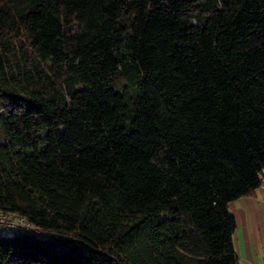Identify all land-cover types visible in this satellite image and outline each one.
Masks as SVG:
<instances>
[{
    "label": "trees",
    "instance_id": "trees-1",
    "mask_svg": "<svg viewBox=\"0 0 264 264\" xmlns=\"http://www.w3.org/2000/svg\"><path fill=\"white\" fill-rule=\"evenodd\" d=\"M264 177V0H0V264H241Z\"/></svg>",
    "mask_w": 264,
    "mask_h": 264
},
{
    "label": "crops",
    "instance_id": "crops-1",
    "mask_svg": "<svg viewBox=\"0 0 264 264\" xmlns=\"http://www.w3.org/2000/svg\"><path fill=\"white\" fill-rule=\"evenodd\" d=\"M236 219L234 245L241 264H264V183L229 204Z\"/></svg>",
    "mask_w": 264,
    "mask_h": 264
},
{
    "label": "built area",
    "instance_id": "built-area-1",
    "mask_svg": "<svg viewBox=\"0 0 264 264\" xmlns=\"http://www.w3.org/2000/svg\"><path fill=\"white\" fill-rule=\"evenodd\" d=\"M264 183V177L262 184ZM30 231L39 234L41 230L29 223L25 218L0 210V235L12 234L14 232Z\"/></svg>",
    "mask_w": 264,
    "mask_h": 264
}]
</instances>
